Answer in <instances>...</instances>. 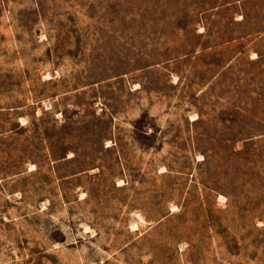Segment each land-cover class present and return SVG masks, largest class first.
<instances>
[{"label":"rangeland","instance_id":"1","mask_svg":"<svg viewBox=\"0 0 264 264\" xmlns=\"http://www.w3.org/2000/svg\"><path fill=\"white\" fill-rule=\"evenodd\" d=\"M0 264H264V0H0Z\"/></svg>","mask_w":264,"mask_h":264},{"label":"bare ground","instance_id":"2","mask_svg":"<svg viewBox=\"0 0 264 264\" xmlns=\"http://www.w3.org/2000/svg\"><path fill=\"white\" fill-rule=\"evenodd\" d=\"M165 169V168H164ZM164 169L162 170V171H164ZM137 215V214H136ZM141 221H143V219H142V217L140 216V214H139V216H137ZM134 224V223H133Z\"/></svg>","mask_w":264,"mask_h":264}]
</instances>
